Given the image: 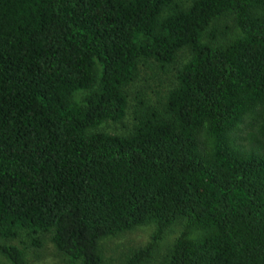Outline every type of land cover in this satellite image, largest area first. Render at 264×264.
<instances>
[{
	"label": "trees",
	"instance_id": "obj_1",
	"mask_svg": "<svg viewBox=\"0 0 264 264\" xmlns=\"http://www.w3.org/2000/svg\"><path fill=\"white\" fill-rule=\"evenodd\" d=\"M184 49L162 102L99 130L140 66ZM178 221L162 264H264V0H0V238L102 264L103 239L154 224L142 264Z\"/></svg>",
	"mask_w": 264,
	"mask_h": 264
},
{
	"label": "rangeland",
	"instance_id": "obj_2",
	"mask_svg": "<svg viewBox=\"0 0 264 264\" xmlns=\"http://www.w3.org/2000/svg\"><path fill=\"white\" fill-rule=\"evenodd\" d=\"M177 1L181 3L183 9H187L192 2V0ZM227 23L229 21L223 19L218 23L217 27L221 28ZM231 33L233 35L239 34L236 30ZM190 58L191 54L184 49L179 52L177 62L166 69H162L159 65L152 62L140 66L136 80L126 87L128 95L126 117L120 123H104L99 130L111 134H127L135 123L134 110L137 101L145 98L153 104L162 102L168 92L177 85L178 70ZM183 231L184 221H178L167 228L162 238L154 244L150 252V258L142 264H162ZM155 232L156 226L148 224L103 239L100 242L99 251L103 259L102 264H129L130 259L137 252L153 244ZM51 237V234L37 235L28 231H19L18 236L14 239L0 238V264H11L1 251L4 246H14L21 249L28 264H79L72 261L66 254L58 251ZM35 242H39L40 245H36Z\"/></svg>",
	"mask_w": 264,
	"mask_h": 264
}]
</instances>
